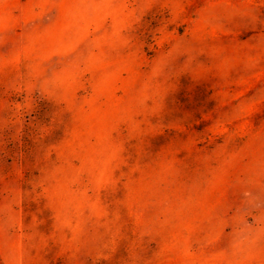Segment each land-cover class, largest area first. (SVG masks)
Returning <instances> with one entry per match:
<instances>
[{
	"label": "rangeland",
	"instance_id": "1",
	"mask_svg": "<svg viewBox=\"0 0 264 264\" xmlns=\"http://www.w3.org/2000/svg\"><path fill=\"white\" fill-rule=\"evenodd\" d=\"M0 264H264V0H0Z\"/></svg>",
	"mask_w": 264,
	"mask_h": 264
}]
</instances>
